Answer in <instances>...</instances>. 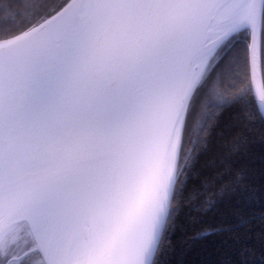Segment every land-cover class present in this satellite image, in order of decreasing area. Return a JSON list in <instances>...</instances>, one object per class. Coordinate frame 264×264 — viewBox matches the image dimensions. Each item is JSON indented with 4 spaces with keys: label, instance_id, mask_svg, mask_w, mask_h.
<instances>
[{
    "label": "snow or ice",
    "instance_id": "obj_1",
    "mask_svg": "<svg viewBox=\"0 0 264 264\" xmlns=\"http://www.w3.org/2000/svg\"><path fill=\"white\" fill-rule=\"evenodd\" d=\"M0 264H264V0H0Z\"/></svg>",
    "mask_w": 264,
    "mask_h": 264
}]
</instances>
